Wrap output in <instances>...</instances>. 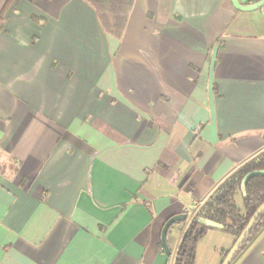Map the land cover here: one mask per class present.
<instances>
[{
	"label": "crops",
	"instance_id": "0c3cea01",
	"mask_svg": "<svg viewBox=\"0 0 264 264\" xmlns=\"http://www.w3.org/2000/svg\"><path fill=\"white\" fill-rule=\"evenodd\" d=\"M263 150L264 5L135 0L120 39L85 0L3 10L0 264H173L196 209ZM231 264H264V225Z\"/></svg>",
	"mask_w": 264,
	"mask_h": 264
},
{
	"label": "trees",
	"instance_id": "16d2710c",
	"mask_svg": "<svg viewBox=\"0 0 264 264\" xmlns=\"http://www.w3.org/2000/svg\"><path fill=\"white\" fill-rule=\"evenodd\" d=\"M10 1H6L2 11H0V17ZM85 1L94 9L103 31L112 37L120 39L135 0ZM256 169H264V150L230 173L196 209L182 231V236L174 254L173 264H195L197 244L208 230L219 229L226 231L235 240L257 206L264 200L263 175L249 177L245 183L244 194L240 189L242 177ZM236 197H239L240 204L236 202ZM199 219L210 221L219 227L204 224ZM263 225L264 210L256 218L249 233L229 264L232 263ZM160 247L163 249L161 242ZM228 249L220 251L218 264L221 263Z\"/></svg>",
	"mask_w": 264,
	"mask_h": 264
},
{
	"label": "water",
	"instance_id": "95a60500",
	"mask_svg": "<svg viewBox=\"0 0 264 264\" xmlns=\"http://www.w3.org/2000/svg\"><path fill=\"white\" fill-rule=\"evenodd\" d=\"M232 5L237 9V10H242V11H250V10H254L262 5H264V0H257L255 2L249 3V4H242L239 2V0H231ZM253 175H263L264 176V169H256V170H252L248 173H246L241 181H240V189L242 191V193L244 194V189H245V183L248 180L249 177L253 176ZM264 210V200L257 206V208L255 209V211L252 213V215L250 216V218L248 219L246 225L243 227V229L241 230V232L238 234V236L235 238V240L233 241L232 245L229 247L226 255L224 256V258L222 259L220 264H229L233 258V256L235 255V253L237 252L238 248L240 247L241 243L243 242V240L245 239V237L247 236V234L249 233L253 223L255 222L256 218L258 217V215ZM200 222H203L204 224L210 225V226H215V227H219L216 224H213L210 221H206V220H202L199 219ZM178 221H186V213H180V214H175V215H171L170 217H168L166 219V221L164 222L161 232H160V242L161 245L165 251V253L167 255L170 254V248L167 244V239H166V233L168 228L178 222Z\"/></svg>",
	"mask_w": 264,
	"mask_h": 264
},
{
	"label": "rangeland",
	"instance_id": "374dc122",
	"mask_svg": "<svg viewBox=\"0 0 264 264\" xmlns=\"http://www.w3.org/2000/svg\"><path fill=\"white\" fill-rule=\"evenodd\" d=\"M237 203L240 204V199L237 197ZM209 233V232H207ZM222 231L219 232V236L217 237H210L207 236L208 234L204 235V237L198 242L197 249H196V258L195 264H209L208 261L210 259L209 252L213 251L216 247L220 246L222 240L221 237L223 234Z\"/></svg>",
	"mask_w": 264,
	"mask_h": 264
},
{
	"label": "built area",
	"instance_id": "2783aa9c",
	"mask_svg": "<svg viewBox=\"0 0 264 264\" xmlns=\"http://www.w3.org/2000/svg\"><path fill=\"white\" fill-rule=\"evenodd\" d=\"M195 208H196V206H195Z\"/></svg>",
	"mask_w": 264,
	"mask_h": 264
}]
</instances>
